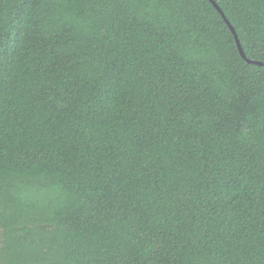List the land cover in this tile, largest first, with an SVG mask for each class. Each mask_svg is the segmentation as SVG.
<instances>
[{"label": "trees", "instance_id": "1", "mask_svg": "<svg viewBox=\"0 0 264 264\" xmlns=\"http://www.w3.org/2000/svg\"><path fill=\"white\" fill-rule=\"evenodd\" d=\"M0 264H264V66L209 0H0Z\"/></svg>", "mask_w": 264, "mask_h": 264}, {"label": "water", "instance_id": "2", "mask_svg": "<svg viewBox=\"0 0 264 264\" xmlns=\"http://www.w3.org/2000/svg\"><path fill=\"white\" fill-rule=\"evenodd\" d=\"M210 3L213 5V7L218 11V13L221 15L222 19L224 20V22L227 24L229 30L231 31L232 35H233V38L235 40V43H236V46H237V49H238V52L240 54V56L242 57V59L244 61H246L247 63L249 64H253V65H258V66H264V63L263 62H258V61H253V60H249L246 58V56L244 55L243 53V50H242V47L240 45V42L238 40V37L236 35V32L234 30V28L230 25V23L227 21V19L225 18L224 14L222 13V11L220 10V8L217 6V4L213 1V0H209Z\"/></svg>", "mask_w": 264, "mask_h": 264}, {"label": "snow or ice", "instance_id": "3", "mask_svg": "<svg viewBox=\"0 0 264 264\" xmlns=\"http://www.w3.org/2000/svg\"><path fill=\"white\" fill-rule=\"evenodd\" d=\"M112 15H115V12H113Z\"/></svg>", "mask_w": 264, "mask_h": 264}]
</instances>
